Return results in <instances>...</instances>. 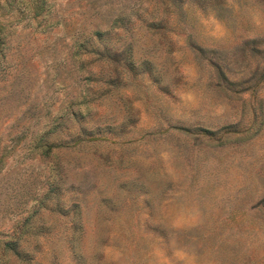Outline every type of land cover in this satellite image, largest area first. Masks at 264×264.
<instances>
[{"label":"rangeland","instance_id":"374dc122","mask_svg":"<svg viewBox=\"0 0 264 264\" xmlns=\"http://www.w3.org/2000/svg\"><path fill=\"white\" fill-rule=\"evenodd\" d=\"M0 264H264V0H0Z\"/></svg>","mask_w":264,"mask_h":264},{"label":"trees","instance_id":"16d2710c","mask_svg":"<svg viewBox=\"0 0 264 264\" xmlns=\"http://www.w3.org/2000/svg\"><path fill=\"white\" fill-rule=\"evenodd\" d=\"M41 9L42 8L39 3L35 4V13H39Z\"/></svg>","mask_w":264,"mask_h":264}]
</instances>
